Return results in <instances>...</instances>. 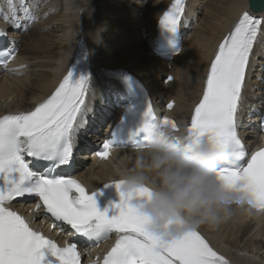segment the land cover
I'll return each mask as SVG.
<instances>
[{
  "label": "snow or ice",
  "instance_id": "snow-or-ice-1",
  "mask_svg": "<svg viewBox=\"0 0 264 264\" xmlns=\"http://www.w3.org/2000/svg\"><path fill=\"white\" fill-rule=\"evenodd\" d=\"M7 6L3 20L13 28H21L24 20H35L28 0H7ZM249 6L264 11V0H250ZM183 12L184 0H175L160 20L161 28L177 32ZM258 34L264 35V16L242 11L218 45L187 131L197 137L208 134L213 138L224 153L217 168L220 179L228 186L245 181L254 194L257 210L262 212L264 148L249 158L237 131ZM6 35L0 31V36ZM15 52V47L0 50L4 66ZM90 84L89 76L74 79L69 71L54 93L34 110L0 116V264H81V239L96 243L112 233L117 234V239L102 264H228L198 230L162 242L145 229L144 219L124 198L113 205L117 211L109 215L108 209H98L96 191L89 194L80 181L58 171L72 165L74 138L85 124ZM172 107L168 104V108ZM144 115L146 119L132 134L143 132L155 122L179 131L167 117L157 121L150 102ZM261 126L264 127V115ZM112 137L96 150L101 159L109 157L112 147L125 143L117 139L115 132ZM109 185L113 184L105 183ZM24 197L37 198V209L43 207L45 215L70 226L78 239L61 247L33 230L23 216L8 207Z\"/></svg>",
  "mask_w": 264,
  "mask_h": 264
},
{
  "label": "bare ground",
  "instance_id": "bare-ground-1",
  "mask_svg": "<svg viewBox=\"0 0 264 264\" xmlns=\"http://www.w3.org/2000/svg\"><path fill=\"white\" fill-rule=\"evenodd\" d=\"M189 1L190 7L181 20L182 32L185 29L180 40L182 51L168 63L152 51V38L168 0H28L35 20H24L21 28L8 29V39L16 42L17 56L6 68H0V115L28 110L54 89L71 62L81 35L94 65L92 85L86 95L85 124L80 130L83 142H90L91 135L103 133V124L110 122L112 113L123 101L115 83L101 77V68H127L156 98L166 97L162 101L156 99L161 111L166 108L171 117L189 120L196 100L202 98L204 79L219 42L247 9V0ZM7 9V0H0V29L5 31L6 26L1 25ZM258 14L264 16V11ZM259 41L239 114V124L249 145L259 142L261 135L255 114L260 110V98L264 97V35L260 34ZM169 103L172 108H168ZM125 153L127 164L132 154ZM84 156L91 167L94 157ZM115 165L122 168V160L109 162L106 167L97 163V171L90 175L95 185L114 177L120 169ZM36 205L29 216L23 213L28 223L38 224L41 220ZM200 229L240 264H264V222L260 215H237L215 230L206 226Z\"/></svg>",
  "mask_w": 264,
  "mask_h": 264
},
{
  "label": "clouds",
  "instance_id": "clouds-1",
  "mask_svg": "<svg viewBox=\"0 0 264 264\" xmlns=\"http://www.w3.org/2000/svg\"><path fill=\"white\" fill-rule=\"evenodd\" d=\"M138 134L127 138L123 148L132 156L110 182L119 200L124 198L162 242L261 212L245 181L228 186L220 179L217 168L224 153L210 135L173 131L159 122ZM258 139L264 143V134Z\"/></svg>",
  "mask_w": 264,
  "mask_h": 264
},
{
  "label": "water",
  "instance_id": "water-1",
  "mask_svg": "<svg viewBox=\"0 0 264 264\" xmlns=\"http://www.w3.org/2000/svg\"><path fill=\"white\" fill-rule=\"evenodd\" d=\"M249 5H250V0H247V6H248L249 11L253 13H261V10L252 9Z\"/></svg>",
  "mask_w": 264,
  "mask_h": 264
},
{
  "label": "rangeland",
  "instance_id": "rangeland-1",
  "mask_svg": "<svg viewBox=\"0 0 264 264\" xmlns=\"http://www.w3.org/2000/svg\"><path fill=\"white\" fill-rule=\"evenodd\" d=\"M37 1H38V0H37ZM142 1H145V2H146L147 0H142ZM56 11H59V10H56ZM199 16H200V15H199ZM2 22H3V23H2L1 26H6V29H7L6 32H7V33H8V29H13V27H12V28H7L8 24H5V21H2ZM91 136H93V135H91ZM91 136H90V137H91ZM91 139H92V138H91Z\"/></svg>",
  "mask_w": 264,
  "mask_h": 264
}]
</instances>
